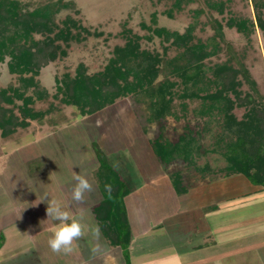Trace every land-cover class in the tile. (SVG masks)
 <instances>
[{
    "label": "rangeland",
    "instance_id": "obj_1",
    "mask_svg": "<svg viewBox=\"0 0 264 264\" xmlns=\"http://www.w3.org/2000/svg\"><path fill=\"white\" fill-rule=\"evenodd\" d=\"M59 1L0 0V25L11 19L6 13L11 4L21 10L24 21L17 33L18 48H14L36 51L37 63L44 58L35 43L45 36L34 28L27 37L25 27L41 21L42 11L51 17L48 11L57 9ZM65 1L74 6L57 10L54 20L69 21L72 33L80 36L68 46L56 40L66 53L58 50L57 59L40 65L34 75L42 93H48L46 98H39L34 86L27 91L21 88L17 95L10 88L21 85L17 61L9 53L0 61V94L8 90L11 97L0 95V116L8 110L4 117L12 116L17 125L9 133L0 127L4 152L0 156V264H264V188L241 173L222 171L229 165L228 145L255 131L248 127L246 132L237 122L247 118L253 105L264 108V29L257 9L259 5L263 17L264 0ZM230 19L246 22L242 34L226 24ZM216 21L222 24L232 53L217 32ZM157 28L179 34L191 28L188 46L201 44L208 51L221 48L204 57L200 74L193 73L187 80L171 75L174 93L166 98L170 99L167 112L156 116V98L144 90L149 85L134 84L137 81L131 73L128 83L134 87L130 89L126 80H117L120 70L93 86L91 95L99 97L102 91L108 101L101 107L89 111L86 106L87 113L81 115L79 105L64 103V77L101 78L109 72L117 48L127 46L129 36H138L142 49L157 51L164 60L179 66L187 63V45L173 43V35L169 40L157 35ZM140 58L130 63L138 65ZM224 63L236 72L237 93L228 90V100L210 99L223 87L222 82L216 84L214 69ZM76 92L80 95V89ZM28 97L31 101L26 102ZM21 108H30L36 117L23 115ZM230 115L237 122L228 125ZM24 120L27 126L20 125ZM159 135L172 143L182 141L186 148L169 165L161 163L153 149L152 141ZM93 143L111 158L132 189L126 205L133 239L126 251L105 237L92 212L103 198L97 186L99 162ZM76 175L85 176L92 185L80 201L72 198ZM178 181L174 188L173 182ZM50 199L59 201L82 224L83 235L74 241L70 253L53 252L49 247L57 223L47 214ZM210 204L220 208L205 215L202 209ZM213 240L214 245L193 248ZM178 241L182 243L177 245Z\"/></svg>",
    "mask_w": 264,
    "mask_h": 264
},
{
    "label": "trees",
    "instance_id": "obj_2",
    "mask_svg": "<svg viewBox=\"0 0 264 264\" xmlns=\"http://www.w3.org/2000/svg\"><path fill=\"white\" fill-rule=\"evenodd\" d=\"M69 5L74 6V2L60 0L57 9L48 11L49 14H52L51 17L47 16V11H42L40 15L44 16V18H42L41 21L29 23L25 27L24 32H27V37L34 28L43 31L42 33L45 36L44 40H40L35 43V45L39 47L37 52H40L39 54H43L44 58V62L39 63L36 61V56L38 55L36 51L34 52L32 49H26L24 47H21L18 50L15 49L18 48L19 45V38L17 36V33H19L18 30L20 29L19 25L24 21V19L21 17V10L17 9L16 6H12L11 4L9 10H7L6 13L11 15V19L8 23L3 22L2 25H0V61L4 59V55L6 53H9V55L17 61L16 65L21 85L19 87H13V85L10 86V88L15 90L16 94L19 90H21V88H24L25 91H27V87L34 86V92L37 93L39 98H46V96H48V93H42L39 82L34 79V75L38 74V69L41 67L40 65L46 64L47 61L57 59L56 53L58 50H62L61 48L64 46L57 43L56 40L62 39L65 43L64 45L68 46L72 39H76L80 36L79 32L76 35L72 33V30H70L69 27L70 25H67L69 21L64 20L61 23H58L54 20L53 15L57 12V10L69 7ZM257 9L259 24L261 25V28L264 29V16L262 17L260 15L261 9L259 8V5H257ZM35 13L36 11L30 13V15H34ZM73 24L75 25L74 21ZM226 24L229 25L230 28L236 29V32L240 34L243 33V28L245 29L247 27L246 22L243 20L230 19L226 22ZM215 28L217 32L222 35V40L226 43V45H228L229 52L232 53V48L229 45V42L224 38L222 24L219 21H216ZM191 30L192 29L190 28L186 32L179 34L178 31H167L164 28L155 29V33L157 35L164 34L166 40H169V37L173 35L175 36L173 43L187 45V63L183 66L177 65L175 61L172 62L164 60L162 55L157 51L151 52L149 50L142 49L140 41L138 40L139 37L129 36L127 39V46L125 48H117V57L110 60V65L107 67L109 68V72L107 74H103L101 78L97 75L95 77L88 75L71 76L70 74H67L64 77L65 82L67 81L65 87L66 94L62 97L64 103L79 105L82 110V113L80 112L81 115L87 113L86 106H89V111H93L96 107H101V104L107 103L108 101L106 100V97H103L105 94H103L102 91L99 95L100 98L97 95L93 97L91 95V92L94 89L93 86L99 83L98 80L106 82L109 73L120 70V72L116 74V77H118L117 80L122 78L126 80L127 84H129L128 76L132 73L137 81L134 82V84L138 83L139 85H149L144 90L146 91L145 93L150 95V97L156 98L155 103L159 105L157 107L158 112H155L156 116L167 112L168 103L174 93L171 89L173 82L169 79L171 75L180 74L187 80L194 75L193 73H196V75L200 74L204 66V63H202L204 57L212 54L213 52L217 53L221 49L220 46H214L210 51H208L203 48L201 44H189L190 46H188V42L192 39ZM85 31L89 30L85 29ZM62 52L63 54L66 53L65 48ZM137 58L141 59L139 60L138 65H132L130 63L131 60L133 61V59ZM240 63L241 62L239 61V64ZM11 66L13 65L11 64ZM11 68L16 69L14 67ZM123 68H125V70ZM188 68L194 69L195 71L190 73V69ZM241 68L243 69L244 66L241 65ZM214 70L217 77L216 84L218 82H222L223 87L218 88V90L209 97L213 100H220L221 98L228 100L229 98L226 97L225 92L233 90L237 93L236 85L238 82L236 81V72L232 65H228L226 63L216 65ZM30 71L33 72L32 76H23L24 73ZM160 76H163V79H159ZM218 78L220 80H218ZM134 84L131 86L129 84V88H133ZM77 87L79 88L76 89ZM79 89L80 95L76 92ZM7 91L8 90H2L0 95L5 99H11V97L7 95ZM192 93L195 94V92ZM22 94L23 92L21 95ZM102 97L103 99H101ZM167 97L170 99H166ZM27 101H31V98H26V102ZM232 105L233 102L229 100L227 107L231 108ZM28 109L30 108H21L22 114L26 115L29 113L32 118H35L36 113H31ZM6 111L8 110L4 109L2 113L5 114ZM4 114L0 116V127L3 129V133H9L13 131L17 125L12 116L5 118ZM233 121L237 122V119L233 115H230L228 117L227 124L230 125ZM237 123H242L246 132L248 131V127L254 128L255 131L253 134H250L249 132L245 133L247 135H242L236 142L228 145L226 154L227 159L229 160V165L222 171L227 174L231 172L241 173L256 186H262L264 188V108L258 109L255 105H253V107L250 108L247 118ZM7 124L10 125V127H7ZM20 125L27 126L28 122L25 120L21 121ZM181 144L182 141L172 143L165 138L163 139L162 135H159L152 141L153 149L159 158V161L165 165H169L171 163L176 153L186 151L184 145ZM93 149L99 162V166L95 170L97 176L96 179L98 181L97 186L99 183L103 198L99 204L92 207V212L97 223L101 227V230H103L105 237L110 239L114 246L126 251L128 250L133 237L129 220V211L126 205V197L130 194L132 189L124 176L109 161L111 158L107 156L97 143H93ZM3 154L4 152L0 150V156ZM179 183L180 181L177 183L173 182L172 186L175 188V185H179ZM106 184L111 186L110 192L105 189ZM218 207L219 206L217 204H212L204 206L202 210L207 213L218 209ZM1 245L2 243H0V247Z\"/></svg>",
    "mask_w": 264,
    "mask_h": 264
},
{
    "label": "clouds",
    "instance_id": "obj_3",
    "mask_svg": "<svg viewBox=\"0 0 264 264\" xmlns=\"http://www.w3.org/2000/svg\"><path fill=\"white\" fill-rule=\"evenodd\" d=\"M74 180L76 184L73 188L72 198L80 201L84 193L91 190L92 185L83 175H76ZM105 189L110 192L111 186L106 184ZM47 214L57 221L48 240L49 247L53 252H72L74 241L83 235L79 219L71 215L59 201L51 199L48 201ZM96 231L98 230L94 229V232Z\"/></svg>",
    "mask_w": 264,
    "mask_h": 264
},
{
    "label": "crops",
    "instance_id": "obj_4",
    "mask_svg": "<svg viewBox=\"0 0 264 264\" xmlns=\"http://www.w3.org/2000/svg\"><path fill=\"white\" fill-rule=\"evenodd\" d=\"M258 189V188H257ZM262 191V190H261ZM261 191H258L259 193L261 192ZM258 192H255L256 194H258ZM255 199H257V197H254ZM259 201V200H258ZM210 205H212V204H210ZM219 206V205H218ZM219 208H220V206L218 207V209H216V210H214V211H210V212H207V213H205V212H203L205 215H207V214H210V213H214V212H218V210H219ZM222 212H220V213H218L217 215H220ZM205 217V216H204ZM162 223V222H161ZM158 224H160V221H158ZM163 224V223H162ZM153 228H155V227H153ZM153 228H152V230H153ZM149 230H146L144 233H147ZM143 231H141V233H142ZM204 232H208V233H212V230H207V231H204ZM189 237H191L192 238V240H195L194 239V236H193V234H191ZM132 239H133V237H132ZM182 242L181 241H178V243H177V245H180ZM214 244H216L215 243V241L213 240L212 242H211V244L209 243V244H205V243H203V244H198V245H195V246H193V248H194V250H198V249H202V248H206L207 246H211V245H214Z\"/></svg>",
    "mask_w": 264,
    "mask_h": 264
}]
</instances>
